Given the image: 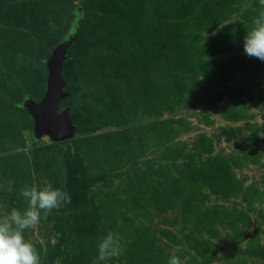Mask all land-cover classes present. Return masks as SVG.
Here are the masks:
<instances>
[{"label": "rangeland", "instance_id": "1", "mask_svg": "<svg viewBox=\"0 0 264 264\" xmlns=\"http://www.w3.org/2000/svg\"><path fill=\"white\" fill-rule=\"evenodd\" d=\"M84 1L0 0V213L25 186L71 196L24 232L40 264H264V61L243 47L264 4ZM76 30L68 165L24 102ZM109 232L122 252L100 261Z\"/></svg>", "mask_w": 264, "mask_h": 264}, {"label": "clouds", "instance_id": "2", "mask_svg": "<svg viewBox=\"0 0 264 264\" xmlns=\"http://www.w3.org/2000/svg\"><path fill=\"white\" fill-rule=\"evenodd\" d=\"M261 3L264 4V0ZM253 23L254 27L244 39V51L248 56L264 61V12ZM20 195L28 204L23 212L12 208L10 212L0 213V264H40L35 245L25 239L24 232L36 228L41 213L47 216L62 204L71 202V196L66 191L53 188L50 183L43 187L25 186ZM121 252L118 233L109 232L98 245L100 261L118 257ZM170 264H179V261L173 257Z\"/></svg>", "mask_w": 264, "mask_h": 264}, {"label": "water", "instance_id": "3", "mask_svg": "<svg viewBox=\"0 0 264 264\" xmlns=\"http://www.w3.org/2000/svg\"><path fill=\"white\" fill-rule=\"evenodd\" d=\"M76 36L77 33L61 40L45 59L49 72L44 96L40 100L26 98L24 102V107L33 117L36 138L49 135L53 141H66L75 135V125L69 108L61 109V102L68 95L64 89L66 86L64 62Z\"/></svg>", "mask_w": 264, "mask_h": 264}, {"label": "trees", "instance_id": "4", "mask_svg": "<svg viewBox=\"0 0 264 264\" xmlns=\"http://www.w3.org/2000/svg\"><path fill=\"white\" fill-rule=\"evenodd\" d=\"M85 7V1L83 0V4H82V11L80 12L79 14V18H80V15L82 14L83 12V9ZM76 33H77V30H76ZM73 44V43H72ZM71 48V47H70ZM70 48L68 49V53L69 54V51H70ZM71 142H72V139L70 140H66V141H62L60 142L61 144V150L67 160V164H71L74 160V154H72L70 148H71ZM71 177V176H70ZM73 179H70L69 178V182L70 184L72 185L73 182H72ZM71 208V202L70 203H65V204H62V206L60 207L59 209V216H60V219L61 217H63L65 215V213Z\"/></svg>", "mask_w": 264, "mask_h": 264}]
</instances>
